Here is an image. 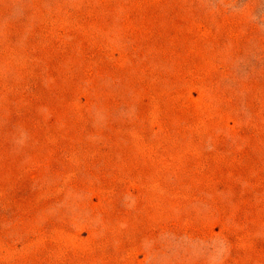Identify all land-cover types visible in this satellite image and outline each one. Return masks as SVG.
Masks as SVG:
<instances>
[{"label":"rangeland","instance_id":"374dc122","mask_svg":"<svg viewBox=\"0 0 264 264\" xmlns=\"http://www.w3.org/2000/svg\"><path fill=\"white\" fill-rule=\"evenodd\" d=\"M0 264H264V0H0Z\"/></svg>","mask_w":264,"mask_h":264}]
</instances>
